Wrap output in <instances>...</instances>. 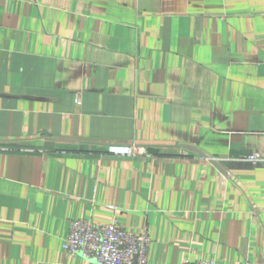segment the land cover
<instances>
[{"label": "crops", "instance_id": "0c3cea01", "mask_svg": "<svg viewBox=\"0 0 264 264\" xmlns=\"http://www.w3.org/2000/svg\"><path fill=\"white\" fill-rule=\"evenodd\" d=\"M255 151L264 0H0V264H87L76 219L147 229L149 264H264Z\"/></svg>", "mask_w": 264, "mask_h": 264}, {"label": "built area", "instance_id": "2783aa9c", "mask_svg": "<svg viewBox=\"0 0 264 264\" xmlns=\"http://www.w3.org/2000/svg\"><path fill=\"white\" fill-rule=\"evenodd\" d=\"M107 153L136 156L147 154V149L139 144H110L107 146ZM242 158L253 165L264 163V156L258 151ZM151 241L152 237L147 229L136 234L122 228L117 221L107 225H96L89 219H76L71 222L63 246L71 256L86 259L87 264H149ZM183 264H216V262L192 261L187 258Z\"/></svg>", "mask_w": 264, "mask_h": 264}]
</instances>
